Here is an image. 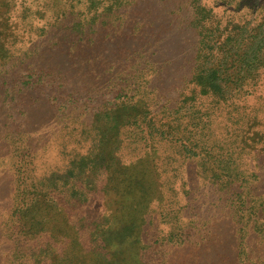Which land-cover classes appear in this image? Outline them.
<instances>
[{
	"label": "trees",
	"instance_id": "obj_1",
	"mask_svg": "<svg viewBox=\"0 0 264 264\" xmlns=\"http://www.w3.org/2000/svg\"><path fill=\"white\" fill-rule=\"evenodd\" d=\"M191 2L194 22L173 0H0V216L14 244L32 221L46 232L34 264H264L259 27ZM62 27L78 33L59 41ZM101 161L111 262L48 184L86 194Z\"/></svg>",
	"mask_w": 264,
	"mask_h": 264
},
{
	"label": "rangeland",
	"instance_id": "obj_2",
	"mask_svg": "<svg viewBox=\"0 0 264 264\" xmlns=\"http://www.w3.org/2000/svg\"><path fill=\"white\" fill-rule=\"evenodd\" d=\"M175 5H188V12H183L187 22L193 21L196 16L194 11L190 7L191 1L193 0H173ZM203 2L208 5H217L216 11L219 16H223L222 12L224 10L229 11L230 15H234V19L238 21V25H243L244 22H248L250 28H258V30H253L251 39L248 43H251L249 54H251L256 48L264 47V1L263 0H249L248 3L242 6L240 10L239 6L243 3V0H203ZM198 20H201V17H198ZM227 20V16H223V21ZM199 25H202L203 22L198 21ZM189 28L194 36V43L197 40V30L193 25L189 24ZM78 33V30L74 29H65L62 27L57 31V38L59 41H64L68 39L73 34ZM243 39V38H242ZM242 39L239 40L242 41ZM242 42L239 43V47L242 48V51L246 44ZM253 45V46H252ZM241 55L243 52H240ZM248 54V55H249ZM13 97H8V101H11ZM205 107H216L217 102L213 98H203ZM1 101V99H0ZM236 104V102H233ZM26 103L20 100L19 103L14 100L9 104L8 107H20ZM260 117V116H259ZM260 125L258 129L262 131L264 129V119L260 117ZM102 123L105 124V121L102 120ZM256 130V129H254ZM255 134L258 133L254 132ZM264 133V132H263ZM252 136V135H251ZM250 135H246L245 140L249 139ZM264 146V144H263ZM260 143L256 145V148L261 149L263 147ZM97 152V151H96ZM95 152V153H96ZM70 176V175H69ZM57 176L51 177L49 180L50 190L53 192L64 189L68 193V198L72 197L71 201L67 204L64 202L63 211H65L72 222L77 226L81 239V242L86 243L87 250L96 258L107 262H111L114 259H118L115 252H110L105 248V242L102 236L103 227L106 224V211L104 207L105 200L109 193V180L107 177V172L104 167V163L101 161L98 164L94 165V170L90 175L86 194H79L81 190H75L69 188L67 184L72 183L71 177L67 179H57ZM78 178V176L76 177ZM4 219L0 216V264H34L33 258H29V247H34V252L42 251L44 249V244L48 241V237L45 236L46 232H41L37 230L35 221H32L33 224L29 223L28 230L30 229L31 237L28 245L14 244L11 240L12 237H9L6 230L4 229ZM11 225V223H9ZM28 233V235H30ZM28 248V249H27ZM119 260V259H118ZM46 264L45 262H42ZM154 264V263H153Z\"/></svg>",
	"mask_w": 264,
	"mask_h": 264
}]
</instances>
